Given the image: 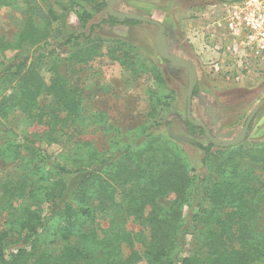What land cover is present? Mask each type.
Instances as JSON below:
<instances>
[{"label":"trees","instance_id":"trees-1","mask_svg":"<svg viewBox=\"0 0 264 264\" xmlns=\"http://www.w3.org/2000/svg\"><path fill=\"white\" fill-rule=\"evenodd\" d=\"M5 6H25L27 18L15 41L0 39V121L14 110L52 126L60 124L61 113H65L64 121H70L79 115L78 89L68 87L54 61L52 76L46 79L42 66L57 48L42 52L40 42L50 37L56 22L53 39H60V46H70L71 61L86 63L102 54L103 41L93 36L100 24L91 26L88 32L72 31L62 21L60 10L50 7L44 11L37 0H0V7ZM35 17L46 20L45 25L38 26ZM103 22L113 26L144 23L110 15ZM44 45L52 46L47 41ZM131 46L116 40L107 54L131 68L133 63L126 51V57L117 55ZM8 49L17 53L7 60ZM133 56L142 60L136 53ZM131 69L135 72L134 67ZM42 97L53 102L47 113L41 107ZM166 125L170 127V121ZM185 125L192 132L205 134L188 118ZM155 130L118 150V156L112 155L109 160L92 153L71 168L42 157L46 164L24 170L17 178L0 180L5 198L0 203V264H79L88 256L82 245L76 242L54 252L42 243L45 231L53 226L52 233L60 242L72 243L73 238L79 241L85 236L98 239L103 213L112 216L110 226L102 230L105 234L98 240L108 255L105 264H137L142 260L147 264H264V226L259 222L264 209V147L245 153L241 145L184 141L170 134L163 141ZM178 142L202 151L201 162L210 171L208 176L196 173ZM23 146L15 142L0 144V162H21ZM24 148L27 155L40 156L38 149ZM245 157L263 172L262 178H250L241 169ZM213 172L216 174L209 179ZM164 199L168 201L160 203ZM119 213L133 217L148 233L132 234L126 228H116ZM196 227H200L195 235L198 248L181 256L187 236ZM137 242L143 244V251L135 248ZM123 243L131 247L127 257L123 255Z\"/></svg>","mask_w":264,"mask_h":264},{"label":"rangeland","instance_id":"rangeland-1","mask_svg":"<svg viewBox=\"0 0 264 264\" xmlns=\"http://www.w3.org/2000/svg\"><path fill=\"white\" fill-rule=\"evenodd\" d=\"M37 1L44 11L50 7L60 10L62 21L67 24V27L69 24L72 31L88 32L91 26L100 24L93 36L97 40L103 41V48L100 49L102 54L86 63L71 61L70 46H60V39H53V27H56V22H53L50 37L40 42L42 46L46 41L52 46L44 45L39 47V50L42 52H47L49 48H57V50L47 58L41 72L49 80L53 73L50 70L51 61L55 62L58 72L65 78L68 87L78 89L81 99L79 115L71 117L70 121H64L65 113H61L62 121L57 126L40 123L18 110L11 111L8 116L1 119L0 144L21 143L24 146L20 149L25 156L22 157L21 162L16 159L1 161L0 180L17 178L24 170L27 172L35 165L46 164L42 157L50 159L52 163L67 164L71 168L79 159L86 158L92 153H98L97 158L109 160L112 155L118 154V150L140 140L142 135L154 128H156L155 133L163 141L169 138V134L175 139L185 136L204 144L210 141L206 134L192 132L185 125L189 72L184 64L166 60L160 56L156 47L159 31L156 25L143 23L113 26L104 23L103 20L109 17L108 0ZM144 1L151 6L152 1L156 0H114L112 5L115 10L143 15L132 6L138 3L144 5L142 4ZM165 1L157 0L160 3L158 5H165ZM222 2V0L181 1L180 7L174 8L176 11L174 17L183 24V31L175 27V33H173V30L169 29L164 42H166L165 49L169 53L188 59L194 63L197 69V93L193 94L192 117L204 122L217 142L228 143L236 141L242 136L243 127L252 108L264 97V69H257L250 74L235 75L230 80L216 74L213 65L218 59V38L224 37L223 31H220L219 35L216 34L217 37H213L218 43L215 44L212 40L209 42V47L204 46L202 54L196 51L197 49L191 42L194 39L190 35L191 24L196 25L202 19L208 21L211 17L212 21L215 20L217 16L211 7L216 4L217 8L215 9L218 10ZM60 7L65 10H61ZM141 8L150 11L146 7ZM218 12L220 13V10ZM160 13L162 11L158 10L157 14L160 15ZM26 18L25 6L24 8L0 7V39L15 41ZM35 20L38 26H43L46 23V20L39 17H35ZM203 20L202 22H204ZM172 21L175 23L173 18ZM203 27L206 25L203 24ZM211 31L214 30L210 29L206 34L208 39ZM210 38L212 39V37ZM116 40H122L132 45L130 49L125 48L117 55L126 57L123 53L126 51L131 59L130 62L133 63L131 68L134 67L135 72L108 56L107 50L113 46ZM170 43H172L171 46ZM208 51L217 52L216 56H208ZM16 53L17 50H5V58L11 59ZM135 53L142 60H134L133 54ZM12 90L8 89L7 91L12 92ZM52 105L51 99L41 98V107L44 112H49ZM167 121H170V127L166 125ZM178 144L182 153L195 167L196 173L200 176L206 173L208 176L210 171L206 170L207 168H204L201 162L202 151L187 142H178ZM240 145L243 146L242 149L245 153L254 148L264 147V106L252 119L246 138L236 146ZM26 146L38 149L40 156L34 157L31 153L27 155L24 148ZM242 164L241 169L246 170L244 172L248 173V177L262 178L263 172L260 173L255 168V163L248 158L245 157ZM215 174L216 172L211 173L209 179L213 178ZM117 197L120 200L121 197ZM4 201L3 190L0 187V203ZM167 201L164 199L160 203L165 204ZM108 214L103 213L99 218L98 239L93 236H85L79 241L77 238H73L72 243L56 241L57 239L52 233L54 227L49 225L50 229L45 231L46 237L42 238V243L56 252L65 245H74L78 242L82 245V249H86L88 255L85 256V261L79 264H105L108 255L98 240L105 234L102 230L108 228L112 221V216ZM118 217L119 222L114 224L116 228H126L125 230L132 234L148 233L145 226L140 222H135L133 217H127L123 213H119ZM259 222L264 226V209ZM199 229L200 227H196L190 231L187 242L181 249V256L189 255L198 248L195 235ZM121 246L123 255L127 257L131 247L124 243ZM143 247L141 242L135 244V248L140 251H143ZM137 264L147 263L142 260Z\"/></svg>","mask_w":264,"mask_h":264},{"label":"built area","instance_id":"built-area-1","mask_svg":"<svg viewBox=\"0 0 264 264\" xmlns=\"http://www.w3.org/2000/svg\"><path fill=\"white\" fill-rule=\"evenodd\" d=\"M219 8V15L210 25L214 30L211 36L216 31L218 35L220 31L224 33L218 38L214 72L230 80L235 75L264 69V0L222 2ZM200 36L205 38L206 33Z\"/></svg>","mask_w":264,"mask_h":264},{"label":"water","instance_id":"water-1","mask_svg":"<svg viewBox=\"0 0 264 264\" xmlns=\"http://www.w3.org/2000/svg\"><path fill=\"white\" fill-rule=\"evenodd\" d=\"M113 1L114 0H108V2H107L108 15L119 18L121 20L135 19V20L142 21L144 23L156 25L159 29L158 35L156 38V47H157V50H158L160 56L166 60L182 63L187 67L188 72H189V88H188V95H187V118L189 119V121L195 125L201 126L204 129L207 137L210 139V142H212L215 145L223 146V147H229V146H236V145L240 144L246 138L247 133L249 131L250 124H251L252 119L254 118L255 114L259 111V109L262 106H264V97L252 108V110L248 116V119H247V121L243 127V133H242V136L240 138H238L236 141L228 142V143L217 142L216 139L211 134L208 127L206 126V124L204 122H202L201 120L194 119L191 115L193 93H194V88H195L196 83H197V69H196L195 65L192 62H190L188 59H186L180 55H177V54L169 53L165 49L164 35H165L166 27L164 24H162L156 20H153L150 17L145 16V15L115 10L113 5H112ZM222 1L223 2H234L236 0H222ZM176 138L183 139V140L188 139L185 136H179Z\"/></svg>","mask_w":264,"mask_h":264},{"label":"crops","instance_id":"crops-1","mask_svg":"<svg viewBox=\"0 0 264 264\" xmlns=\"http://www.w3.org/2000/svg\"><path fill=\"white\" fill-rule=\"evenodd\" d=\"M181 1H183V0H179V1H175V2H173L171 0H166L164 2L165 5H158L160 3L157 2V0H156V1H152L153 3H151V6L149 4H147L146 1H144L142 3L144 5H141V4L138 3V4H134L132 7H134V9L137 12H140L143 15L148 16L151 19L156 20V21H158V22H160V23H162V24L165 25V27H166L165 35H164V41H165V36L167 35L169 29L170 30H173V33H175V29H174L175 27L177 29H179L180 31H183V29H182L183 28L182 27L183 24H181L180 23L181 21L176 20L175 17H174V14L176 12L174 10V8L175 7H180ZM216 6L217 5L214 4L211 7V9H212V11H214V13H216V16H218V14H219L218 11L220 10V8L218 7V10H217V9H215V8H217ZM141 7H146L150 11H148V10H142ZM213 9H215V10H213ZM158 10L162 11V13H160V15L157 14V11ZM172 18L175 20V23H173ZM212 19H213L212 17L208 21L207 20L204 21L202 19L204 22H202V20H199V23H197L196 25H192L191 24V26H190V30H191L190 31V33H191L190 35H191L192 38H194L193 40H191V42L193 43V45L195 46V49H197L196 51L199 54H202L204 52V46H206V48L209 47V45H210L209 42L210 41L212 42V40H214L215 44L218 43V42H216V39H213V37H217L218 36V35H216V34H218L217 31H216V33L213 36H211L212 31L210 32L211 34L209 36L212 37V39L210 37L208 39L207 36L205 38H202L200 36V34H202L203 32H205L206 34H208L207 31L210 30V25L214 21V20L212 21ZM203 24L206 25V27H203ZM200 27H202V28H200ZM196 34L198 36H196ZM172 39H174V38H172ZM178 41L180 42V40H178ZM165 45H166V42H165ZM171 45H172V43H170V46ZM173 45H174V43H173ZM167 47H168V45H167ZM178 50H181V48H178ZM207 53H208V56L215 57L217 52L208 51Z\"/></svg>","mask_w":264,"mask_h":264}]
</instances>
